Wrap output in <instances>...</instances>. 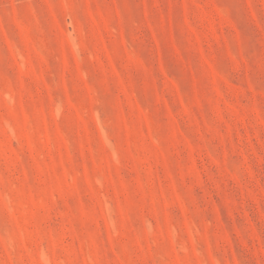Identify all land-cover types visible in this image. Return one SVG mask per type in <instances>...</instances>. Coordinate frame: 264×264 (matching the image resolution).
<instances>
[{"label": "rangeland", "instance_id": "1", "mask_svg": "<svg viewBox=\"0 0 264 264\" xmlns=\"http://www.w3.org/2000/svg\"><path fill=\"white\" fill-rule=\"evenodd\" d=\"M0 264H264V0H0Z\"/></svg>", "mask_w": 264, "mask_h": 264}]
</instances>
